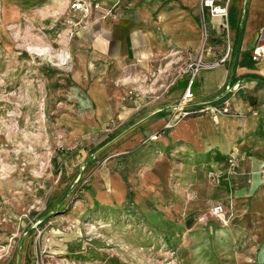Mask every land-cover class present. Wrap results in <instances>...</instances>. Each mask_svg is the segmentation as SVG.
Returning <instances> with one entry per match:
<instances>
[{
	"label": "rangeland",
	"instance_id": "obj_1",
	"mask_svg": "<svg viewBox=\"0 0 264 264\" xmlns=\"http://www.w3.org/2000/svg\"><path fill=\"white\" fill-rule=\"evenodd\" d=\"M102 1L0 0V257L20 255L25 264H264V241L233 227L238 211L227 198L236 180L227 159L199 165L151 137L134 153L121 144L137 119L175 100L177 82L196 57L170 67L160 108L136 109L126 95L122 125L112 109L115 97L122 99L114 66L104 63L109 106L93 103L89 91L101 79L89 77L79 58L89 53L87 67L97 69L90 46ZM210 20L204 9V43L212 37ZM143 95L147 102L159 93ZM68 116L95 122L81 130ZM247 119L246 134L263 130L259 122L252 127L255 117ZM239 130L236 124L234 135L208 142L234 155ZM147 151L171 162L172 189L182 177L178 203L157 190L149 196L142 184L136 194L128 184ZM182 162L193 166L176 175ZM217 204L224 206L221 217L211 214Z\"/></svg>",
	"mask_w": 264,
	"mask_h": 264
},
{
	"label": "crops",
	"instance_id": "obj_2",
	"mask_svg": "<svg viewBox=\"0 0 264 264\" xmlns=\"http://www.w3.org/2000/svg\"><path fill=\"white\" fill-rule=\"evenodd\" d=\"M202 2L203 0H104L100 3V8L95 10L98 16H95L90 46L94 53L91 57L97 69L87 67L89 53L83 60L79 58V61H85L81 66L87 75L90 73L89 77L101 79V82L95 83L91 88L89 96L104 111L109 106V100L107 88L102 81L107 77L103 66L108 62L113 64L114 88L122 94V99L115 97L112 109L117 111L116 121L122 125L126 120L123 116L125 113L121 112L127 105L126 95L131 99L128 101L130 105L135 108L138 106L136 109L141 107L150 111L156 106L160 108V100H164L169 87L166 78L170 67L173 65L175 69L184 58L189 56L192 59L203 53L206 66L196 77L193 88L191 87L193 98L188 102L195 110V116L183 118L173 128L165 129L173 115L171 108L182 100L189 86L190 74H186L185 79L177 82L179 90L174 94L175 103L170 101L163 108L167 112L162 113L163 109H156L155 112L144 114L122 137L121 144L127 146L126 149L129 148L126 150L128 153H134L143 149L146 140L152 135H157L159 145L165 149L172 147L175 154L193 159L200 165L205 163L203 161L210 163L229 157L221 153V147L213 146L208 140L234 135L233 130L237 124L240 130L237 132L238 144L235 149H239L240 153L237 169L230 173L236 181L227 200L233 211H238L233 221L236 225L233 227L240 233L243 232L244 237L250 236L255 243H262L264 109L259 106L264 103V60L254 61L252 51L264 43V0H230L228 39L222 35L223 20L211 18L209 31L212 37L206 43L203 42ZM227 52L229 56L225 62L214 64L220 62ZM165 62L169 64L166 68ZM184 80L188 81L186 88L181 87ZM155 90L159 93L157 99L144 102L145 97L141 95L150 96ZM226 103L231 105L232 113L229 115L199 112L204 106ZM249 116L256 118L250 119L252 127L255 122H259L263 129L261 132L246 134L245 121ZM68 117L81 130H86L93 119L88 116ZM149 144L153 143L147 145ZM144 156L139 162H135L133 172L127 177L128 184L136 194L135 190L142 184L147 188L149 196L157 190L163 199L171 196L178 203L180 189H185L186 184L182 182V177L176 176L178 181L172 189L169 181L173 179V171L167 156L149 151ZM186 165L193 166L191 162H182L176 169V175H182L181 167ZM113 177L120 179L124 185L120 174L116 173ZM0 264L25 263H22L20 255H10L7 258L0 257Z\"/></svg>",
	"mask_w": 264,
	"mask_h": 264
},
{
	"label": "built area",
	"instance_id": "obj_3",
	"mask_svg": "<svg viewBox=\"0 0 264 264\" xmlns=\"http://www.w3.org/2000/svg\"><path fill=\"white\" fill-rule=\"evenodd\" d=\"M229 4L230 0H203V8L206 9L211 18H220L223 20V28L228 32L229 29ZM99 8V5H96ZM229 50V48H228ZM227 54L221 59L220 62L214 63L219 64L225 62L228 58ZM203 53H200L196 58L190 63L186 73L190 74L189 86L184 94L182 100L171 108L172 117L165 125V129H171L174 127L175 123L182 120L183 118L192 116L195 110L189 105V101L193 98L191 92V87L198 76L199 72L205 67L203 60ZM252 58L254 61L264 60V43L255 47L252 51ZM264 109V103L260 106ZM199 112L206 113L212 112L217 115H229L232 113L231 105L226 103L224 105H209L204 106L199 109ZM157 135L151 136V140H157ZM240 153L239 149L234 150V155H230L227 158L229 173L235 172L237 169V160ZM261 176L264 178V168L261 170ZM211 214L216 217H221L224 215V206L217 204L211 208Z\"/></svg>",
	"mask_w": 264,
	"mask_h": 264
},
{
	"label": "trees",
	"instance_id": "obj_4",
	"mask_svg": "<svg viewBox=\"0 0 264 264\" xmlns=\"http://www.w3.org/2000/svg\"><path fill=\"white\" fill-rule=\"evenodd\" d=\"M187 84H188V81L187 80H184L182 83H181V87L182 88H186L187 87ZM194 85V84H193ZM192 88H193V86H192ZM193 116H195V115H193ZM156 142V141H155ZM149 149H152L151 147L149 148Z\"/></svg>",
	"mask_w": 264,
	"mask_h": 264
}]
</instances>
